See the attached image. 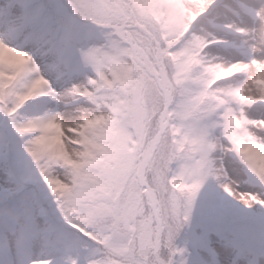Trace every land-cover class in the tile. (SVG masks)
<instances>
[{
	"label": "snow or ice",
	"instance_id": "obj_1",
	"mask_svg": "<svg viewBox=\"0 0 264 264\" xmlns=\"http://www.w3.org/2000/svg\"><path fill=\"white\" fill-rule=\"evenodd\" d=\"M0 264H264V0H0Z\"/></svg>",
	"mask_w": 264,
	"mask_h": 264
}]
</instances>
